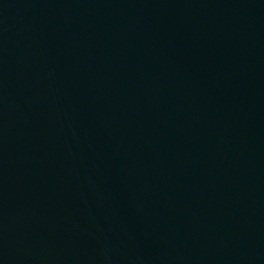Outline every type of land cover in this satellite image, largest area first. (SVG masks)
<instances>
[{"label":"water","instance_id":"water-1","mask_svg":"<svg viewBox=\"0 0 264 264\" xmlns=\"http://www.w3.org/2000/svg\"><path fill=\"white\" fill-rule=\"evenodd\" d=\"M0 264H264V0H0Z\"/></svg>","mask_w":264,"mask_h":264}]
</instances>
